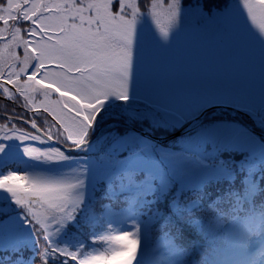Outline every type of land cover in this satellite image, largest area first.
<instances>
[{
	"label": "snow or ice",
	"instance_id": "snow-or-ice-1",
	"mask_svg": "<svg viewBox=\"0 0 264 264\" xmlns=\"http://www.w3.org/2000/svg\"><path fill=\"white\" fill-rule=\"evenodd\" d=\"M0 264H264V0H0Z\"/></svg>",
	"mask_w": 264,
	"mask_h": 264
}]
</instances>
